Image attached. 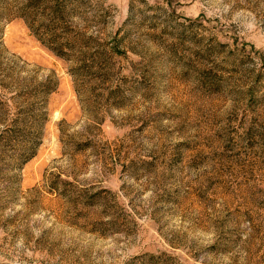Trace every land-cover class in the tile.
Listing matches in <instances>:
<instances>
[{
    "label": "rangeland",
    "instance_id": "374dc122",
    "mask_svg": "<svg viewBox=\"0 0 264 264\" xmlns=\"http://www.w3.org/2000/svg\"><path fill=\"white\" fill-rule=\"evenodd\" d=\"M60 2L0 0V264H264V0Z\"/></svg>",
    "mask_w": 264,
    "mask_h": 264
},
{
    "label": "trees",
    "instance_id": "16d2710c",
    "mask_svg": "<svg viewBox=\"0 0 264 264\" xmlns=\"http://www.w3.org/2000/svg\"><path fill=\"white\" fill-rule=\"evenodd\" d=\"M26 5L21 8L22 13L25 15L30 29L39 37L41 42L52 50L57 56L61 58H68L69 53L83 54V45L81 42L82 35L77 32H67L66 26L68 21V12L66 5L61 3L60 0H24ZM85 47V46H84ZM44 93L53 91L51 86L46 85L43 87ZM27 118H21L15 122L17 132L14 135L17 137H27L29 142H32L31 149L37 145V136L34 137V132L28 136L23 133L22 127H27ZM39 134V131L36 132ZM23 163L29 159V155L21 156Z\"/></svg>",
    "mask_w": 264,
    "mask_h": 264
}]
</instances>
